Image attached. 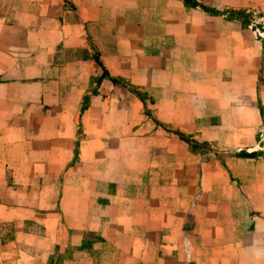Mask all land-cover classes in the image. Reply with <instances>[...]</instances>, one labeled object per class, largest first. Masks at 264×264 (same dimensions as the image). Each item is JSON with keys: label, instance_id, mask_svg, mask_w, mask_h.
Wrapping results in <instances>:
<instances>
[{"label": "crops", "instance_id": "0c3cea01", "mask_svg": "<svg viewBox=\"0 0 264 264\" xmlns=\"http://www.w3.org/2000/svg\"><path fill=\"white\" fill-rule=\"evenodd\" d=\"M53 1L57 3V0H21L17 6L9 4L1 20H7L5 28L19 33L27 35L35 31L33 43L36 45L48 47L62 42L77 47L83 43L85 23L107 21L111 24L104 14L108 10L117 11L107 6L112 0H71L74 8L65 14ZM119 8L117 13L128 12L134 16L123 20L119 27L121 31L132 28L129 35L122 32L120 38H126L122 43L135 48L123 51L131 56L105 52L103 59L109 74L124 75L126 70L136 69L152 78L144 85L151 87L153 93H169L175 98L182 95L190 100L191 104L183 100L160 102L171 115L164 123L186 131L194 124V137L198 140L232 137L239 141L241 137L237 134L241 127L225 134L223 117L211 124L204 123L202 118L208 99H217L216 103L221 106L230 103L223 99L230 93L228 84L233 85V93L256 94L258 73L256 60L252 58L257 55V47L264 52V33L263 38L258 37L253 27L264 25V0H134L132 5ZM235 12L250 13L252 23L245 26L236 17H229ZM112 29L117 28L112 26ZM115 34L116 39L109 44H119ZM245 56L248 61H254L248 69L252 72L249 81L255 78L254 86L249 82L246 92H242L241 62ZM230 75L231 78L224 79ZM6 86L0 83V93ZM248 106L256 115V107H251V103ZM180 109L190 112L181 114ZM233 121L235 124V118ZM7 135L0 134V140L4 137L0 150L12 143L6 140ZM62 137L66 136L58 134V138ZM101 137L91 136L87 141L89 145L93 142L98 145L99 140L106 141ZM136 137L135 134L131 139ZM147 152L142 148V157L152 159L146 168L141 163L138 173L154 170L150 167L155 164L149 162L156 163L157 157L163 156L155 149ZM95 154L92 150L87 160L93 161ZM1 155L0 189L4 195L0 196V219L35 222V227L19 230L12 240L1 243L0 259L6 258L3 264H102L103 260L115 264L119 258L125 260L124 264H165L170 259L174 260L171 264H264V214L253 217L252 229L241 236L236 233L234 213L217 220L218 216L207 213L209 203L204 202V213L193 216L194 223L187 231L186 217L194 213L192 198L162 196L158 182L120 180L116 183L107 178L100 184L90 176H80L84 181L62 184L57 208L36 209L22 199L29 192V183L20 181L22 175L9 183L4 181L8 172L25 171L13 168L3 158L5 153ZM205 155L201 171L207 194L219 185L212 175L209 177V170L214 166L206 161ZM149 189L152 192L147 197L145 190ZM88 234L99 239H89ZM108 250L117 257H102Z\"/></svg>", "mask_w": 264, "mask_h": 264}, {"label": "rangeland", "instance_id": "374dc122", "mask_svg": "<svg viewBox=\"0 0 264 264\" xmlns=\"http://www.w3.org/2000/svg\"><path fill=\"white\" fill-rule=\"evenodd\" d=\"M20 1L0 0V83L8 85L0 93V134H8L6 140L12 142L0 150V157L5 153L3 158L13 168L18 167L26 172H8L4 178L9 183L11 179H19L22 175L20 181L29 183V192L26 197L22 196L23 200L36 209L57 208L56 203L62 195L61 185L84 181L80 176H90L100 184L107 178L116 183L120 180H142L148 184L158 182L162 196L192 198L194 213L186 217L187 231L194 223L195 214L204 213V202L209 203L207 213L215 218L218 216L217 220H224L234 213L237 234L243 236L252 229L253 217L264 214L262 49L257 47L255 59L251 57L256 60L258 73L255 95L233 93V85L228 84L230 93L223 99L230 100L229 104L218 105L215 98L205 103L204 123L211 124L223 117L224 133H232V128L238 129L239 126L241 132L237 136L241 139L234 141L232 137L229 140L220 137L211 141L198 140L194 137V124L186 126V131L172 123L163 122L171 115L160 102L183 100L191 104L190 100L182 95L175 98L169 93H153L151 87L144 85L150 83L152 78H147L136 69L126 70L124 75L111 76L105 67V52L131 56L123 51L135 48L122 43L126 38H120L122 32L129 35V29L132 28L121 31L119 27L123 20L134 16L128 12L117 13L119 7L130 6L134 0L108 2V8L117 10H108L104 14L111 24L107 21L85 23L81 38L83 43L77 47L62 42L56 45L51 43L48 47L40 43L36 45L33 43L35 31L26 35L13 28H5L7 20L1 19L7 6H17ZM56 4L65 14H68L66 10L74 8L71 0H57ZM229 17H236L245 26L252 23L250 13L235 12ZM112 26L117 29H112ZM253 31L263 38L264 25L257 24ZM115 32L119 36V44H109L110 40L116 39ZM244 48L247 49V46L244 45ZM245 58L241 62L242 92H246L249 82L251 87L254 86L255 78L253 76L249 81L248 69L254 61ZM128 62L132 64V60ZM227 77L231 78V75L224 76V79ZM248 103L256 107V115L252 108L249 109ZM185 112L190 110H179L181 114ZM58 134L66 137L58 138ZM135 134L136 140H132ZM95 135H101L106 141L99 140L98 145H94L95 142L89 145L87 139ZM3 139L0 140L1 144L4 143ZM142 148L149 152L155 149L163 155L157 157L156 163L149 162L155 164L150 167L154 169L151 172L138 173L141 163L146 168L152 159L142 157ZM92 150L96 151L94 160L88 161ZM188 151L199 156L188 155ZM204 154L206 161L214 166L209 170V177L212 175L219 185L207 194L204 193V173L201 171ZM145 192L148 197L152 189ZM3 195L0 189V196ZM34 224L32 221L0 219V245L12 240L15 232L33 228ZM88 237L96 238L93 234H88ZM102 255L104 258L106 255L117 257L109 250ZM5 260L4 257L0 259V264ZM173 261L165 260V264ZM100 263L108 264L106 260ZM124 263L125 260L121 258L115 261V264Z\"/></svg>", "mask_w": 264, "mask_h": 264}]
</instances>
